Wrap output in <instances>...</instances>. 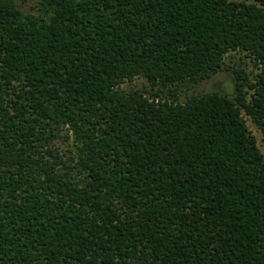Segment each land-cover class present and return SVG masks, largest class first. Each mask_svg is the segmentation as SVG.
Listing matches in <instances>:
<instances>
[{"label": "trees", "instance_id": "1", "mask_svg": "<svg viewBox=\"0 0 264 264\" xmlns=\"http://www.w3.org/2000/svg\"><path fill=\"white\" fill-rule=\"evenodd\" d=\"M41 1L0 0V264H264V0Z\"/></svg>", "mask_w": 264, "mask_h": 264}, {"label": "rangeland", "instance_id": "2", "mask_svg": "<svg viewBox=\"0 0 264 264\" xmlns=\"http://www.w3.org/2000/svg\"><path fill=\"white\" fill-rule=\"evenodd\" d=\"M14 3L24 12L33 13L35 15H46L45 6L41 0H13ZM47 17V16H46ZM235 70L242 71L243 80L255 81L256 74L260 71V68L256 67L253 61L245 56L244 52L231 51L226 55L223 68L217 72L211 74L205 79L200 80L198 83H187L182 86L179 91V98L181 101H186L188 98L204 93H208L215 90H221L223 92H231L230 87L234 81H237ZM126 90L132 89H147L151 90L150 84L142 77L135 78L131 82H126L122 85ZM245 90H249V86L246 83ZM245 115V113H244ZM250 130L255 135L258 146L264 155V133L261 128L256 125L253 120L245 115Z\"/></svg>", "mask_w": 264, "mask_h": 264}]
</instances>
